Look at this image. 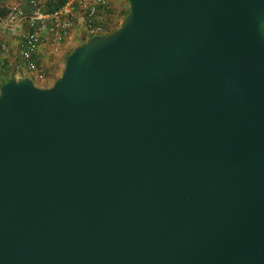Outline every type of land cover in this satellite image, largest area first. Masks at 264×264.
<instances>
[{
	"label": "water",
	"instance_id": "95a60500",
	"mask_svg": "<svg viewBox=\"0 0 264 264\" xmlns=\"http://www.w3.org/2000/svg\"><path fill=\"white\" fill-rule=\"evenodd\" d=\"M127 3L0 86V264H264V0Z\"/></svg>",
	"mask_w": 264,
	"mask_h": 264
},
{
	"label": "built area",
	"instance_id": "2783aa9c",
	"mask_svg": "<svg viewBox=\"0 0 264 264\" xmlns=\"http://www.w3.org/2000/svg\"><path fill=\"white\" fill-rule=\"evenodd\" d=\"M35 7V0H30ZM78 16L82 20L83 35L82 39L92 36L106 35L116 26L117 19L113 17L109 0H62L59 9L52 12H44L39 8L26 13L19 6H11L4 20V26L10 28L19 19L26 20L28 32L23 36V46L20 51V60L26 69L34 74L36 80L45 77L44 72L36 62V53L40 44L39 25L40 22L49 21L48 30L50 33L57 34L61 38H66L73 27ZM109 16V17H108ZM57 47L54 50L59 51ZM8 48L0 46V55L7 52Z\"/></svg>",
	"mask_w": 264,
	"mask_h": 264
},
{
	"label": "crops",
	"instance_id": "0c3cea01",
	"mask_svg": "<svg viewBox=\"0 0 264 264\" xmlns=\"http://www.w3.org/2000/svg\"><path fill=\"white\" fill-rule=\"evenodd\" d=\"M37 5L34 7L33 4L30 3V0H0V10L2 8H8L11 6H19L24 12L29 13L34 9L39 8L44 12H52L54 10L59 9L60 5H56L55 0H35ZM111 6V12L114 18L118 21L119 6L116 4V0H109ZM50 9V10H49ZM109 17V16H108ZM4 18H0V46L4 45L8 48L7 52L0 55V70H4V72L13 76L14 78H23L29 77L34 82L41 87L50 86L55 77H57L58 67L60 66L61 57H63V52L67 49L69 41L76 37V39H80L83 41V29H82V20L78 16L75 23L73 24L72 29L69 32V35L66 38H61L59 35H55L50 33L48 30L49 21L47 22H38L40 33V44L36 53V62L39 68L44 72L45 77L42 80H36L34 78V74L29 72L23 63L20 60V51L23 46L22 38L28 32V24L26 20L19 19L16 24L10 28L4 26ZM80 44V43H79ZM61 48L59 51H55V48ZM67 55V54H66ZM65 55V57H66ZM1 70V71H2ZM0 71V83L2 82L4 75L1 74ZM46 75H48L46 77ZM3 84V83H2Z\"/></svg>",
	"mask_w": 264,
	"mask_h": 264
},
{
	"label": "rangeland",
	"instance_id": "374dc122",
	"mask_svg": "<svg viewBox=\"0 0 264 264\" xmlns=\"http://www.w3.org/2000/svg\"><path fill=\"white\" fill-rule=\"evenodd\" d=\"M116 4L119 6V13L118 14V22L116 24V26L120 24V22L124 19L123 18V15L122 13L128 11V3H127V0H116ZM117 26V27H118ZM82 43V41H80L79 37L78 39H76V37L72 38L69 43H68V46H67V49L65 50V52H63V57H61V60H60V66L58 67V71H57V77L61 74L63 68H64V63H65V55L67 53H69L70 51H72L75 47H77L78 45Z\"/></svg>",
	"mask_w": 264,
	"mask_h": 264
},
{
	"label": "trees",
	"instance_id": "16d2710c",
	"mask_svg": "<svg viewBox=\"0 0 264 264\" xmlns=\"http://www.w3.org/2000/svg\"><path fill=\"white\" fill-rule=\"evenodd\" d=\"M56 1V5H60V0H55ZM61 4H62V1H61ZM50 10V9H49ZM7 13H8V11L6 10V8H2V11L0 10V18H4V17H6V15H7ZM128 14V11H126V12H124V13H122V15H123V18L126 16ZM118 26V25H117ZM117 26H115L112 30H111V32L112 31H114L116 28H117ZM110 32V33H111ZM109 34V33H108ZM86 39H83V41H82V43L85 41ZM71 52V51H70ZM69 52V53H70ZM69 53H67V55L69 54ZM66 55V56H67ZM2 70V69H1ZM0 70V71H1ZM1 74L2 75H4V78H3V80H2V82L0 83V86L2 85V83H4L7 79H9V78H12L13 76H9V75H7L5 72H4V70H2L1 71ZM48 75H46V77H47ZM57 77H55V79H56ZM54 79V80H55Z\"/></svg>",
	"mask_w": 264,
	"mask_h": 264
}]
</instances>
